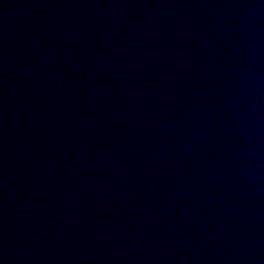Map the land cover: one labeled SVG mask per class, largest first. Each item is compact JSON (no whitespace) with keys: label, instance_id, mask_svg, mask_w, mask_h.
<instances>
[{"label":"water","instance_id":"1","mask_svg":"<svg viewBox=\"0 0 264 264\" xmlns=\"http://www.w3.org/2000/svg\"><path fill=\"white\" fill-rule=\"evenodd\" d=\"M0 264H264V0H0Z\"/></svg>","mask_w":264,"mask_h":264}]
</instances>
